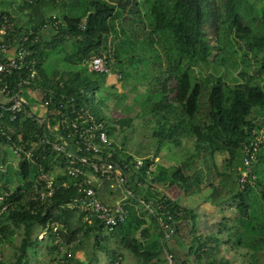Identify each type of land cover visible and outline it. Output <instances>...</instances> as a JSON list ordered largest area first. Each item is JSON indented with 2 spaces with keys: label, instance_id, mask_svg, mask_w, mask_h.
<instances>
[{
  "label": "trees",
  "instance_id": "obj_1",
  "mask_svg": "<svg viewBox=\"0 0 264 264\" xmlns=\"http://www.w3.org/2000/svg\"><path fill=\"white\" fill-rule=\"evenodd\" d=\"M251 9L248 0H24L19 13L26 18L13 10L26 29L37 30L47 17L59 20L57 28L49 30V38L43 35L31 45L43 86L54 88L58 94L73 95L79 103L88 105L82 79L96 75L93 91L103 90L115 104L125 96L113 85L105 86L112 71L123 85L140 82L145 91L135 94L134 101L140 106L132 117L105 112L97 117L110 141L106 152H112V157L102 160L123 170L124 164L132 161L127 178L131 195L126 198V219L112 230L94 217L83 220L82 213L66 206L75 193L76 179L65 173H58L56 179L67 182V188L58 187L45 201L31 200L29 184L34 176L64 164L54 152L39 153L37 161L17 162L14 177L9 175L12 165L0 175L3 183L12 187L8 207L0 213V245L5 239L13 246L14 234H20L10 259L0 260V264H29L28 249L38 241L35 228L46 230V238L60 252L57 264H97L93 252L86 262L74 256L91 237L95 247L105 251L106 264L122 256L120 248L135 257L138 264H165L164 248L180 264H262L257 254L264 247V145L251 165L255 178L249 174L243 183L239 181L244 169L242 143L251 138L253 129L264 128V10L261 5L260 15ZM0 13L10 14L6 10ZM83 19L82 29L79 24ZM254 21H261L263 29L254 31ZM230 35L234 42L243 40L244 55H260L258 78L234 82H226L221 76L212 80L194 78L197 66L217 59L225 66L226 47L234 44L227 39ZM109 39L116 42L112 51ZM95 55L107 56L108 73L88 69ZM48 57L62 62V67L57 66L51 75L42 70ZM74 65L79 67L72 68ZM131 90L136 92L135 88ZM252 113L261 118L255 119ZM144 116L151 123L152 151L136 147L129 151L130 133L136 119L141 121ZM32 129L33 125L27 124L22 139L40 143L39 132L30 133ZM188 144L192 151L179 150ZM217 156L222 157L220 162ZM136 157L143 160L137 169L133 165ZM4 161L0 157V162ZM150 165L153 170L148 173ZM99 180L96 190L101 202L113 204L122 197V189L114 179L103 176ZM111 182L120 189V195L108 201L112 191L109 197L102 189ZM173 186L184 198L205 188L210 202L221 211L225 205L233 208V216H222L216 230L202 232L194 209L169 195ZM140 201L151 203L152 211ZM158 202L162 208H157ZM159 217L174 227L168 238V229L160 225ZM110 242L117 247L107 246ZM222 245L237 253L226 258L217 255ZM60 246L66 250L61 251Z\"/></svg>",
  "mask_w": 264,
  "mask_h": 264
},
{
  "label": "built area",
  "instance_id": "obj_2",
  "mask_svg": "<svg viewBox=\"0 0 264 264\" xmlns=\"http://www.w3.org/2000/svg\"><path fill=\"white\" fill-rule=\"evenodd\" d=\"M264 10V0L262 2ZM85 19L79 27L84 28ZM59 20L54 16L47 17L37 29L21 26L13 14L0 13V152L8 149L13 160L0 162V175L9 165L17 167L19 161H37L39 153L54 152L64 160L63 166L55 165L52 169L40 171L30 182L29 197L31 200L45 201L54 196L58 187H68L65 181H57L58 173L76 179L75 193L66 206L82 213V219L90 221L96 218L107 228L113 227L126 219L128 209L126 198L131 195L127 186L128 172L132 161L122 167L102 158L112 157V152L106 149L110 145L101 120L92 113L88 105L79 103L73 95L58 94L54 88L45 87L40 83L32 43L43 38L49 29H56ZM88 69L94 72L108 73L109 68L103 56H93L88 63ZM33 125L32 132H39L38 141L22 139L27 124ZM264 145V128L253 129L251 138L242 143L244 152L243 168L239 177L244 182L250 174L254 179L251 165L256 159L259 148ZM13 162V163H12ZM134 167L143 165L140 157L135 158ZM153 170L150 165L148 173ZM114 179L122 189L123 195L113 204L100 201L96 187L100 177ZM152 179L151 174L148 180ZM101 182V181H100ZM140 184V182L138 183ZM144 185H146L144 183ZM12 187L3 183L0 177V213L7 209V198ZM149 211L151 203L140 201ZM157 208H162L161 202ZM168 219L172 220L171 216ZM160 225L168 229V238L174 227L158 218ZM165 223V224H164ZM54 226L53 230H56ZM46 234V230L42 231ZM165 264H180L174 255L164 248ZM112 264H123L122 256L118 255Z\"/></svg>",
  "mask_w": 264,
  "mask_h": 264
},
{
  "label": "rangeland",
  "instance_id": "obj_3",
  "mask_svg": "<svg viewBox=\"0 0 264 264\" xmlns=\"http://www.w3.org/2000/svg\"><path fill=\"white\" fill-rule=\"evenodd\" d=\"M24 0H0V10H6L10 14L14 13L13 10H17V14L21 15L22 17H25L24 14L19 13V5L23 3ZM252 4V9L254 12L258 13L261 15V5H262V0H248ZM24 12H27L28 9H23ZM26 18V17H25ZM24 23L26 22L25 19L23 18ZM261 21H254L251 26L254 28V31H259L263 29V26L261 24ZM21 26L25 27L23 23ZM48 33L44 34L45 38H49L52 33L51 31H47ZM232 35L227 36V39L231 40L234 44H231V46L226 47V62L225 66L227 65L228 68H226L223 65H219V60L217 61H211L208 65H200L197 66L193 69L194 73V78L197 79H202L205 77H212L214 79L215 76H221L226 82H234L235 80L242 81L244 79H248L249 77H256L258 78L257 74V68L259 65V57L258 56H253L250 52L248 55H244V49H245V44L243 40L237 39V41L234 42L232 40ZM212 43H215L214 39L212 38ZM238 45H240V47ZM110 51H112L113 47L116 46V42L112 39H109L108 41ZM122 46H124L122 44ZM50 50V48L48 49ZM107 57V56H105ZM104 57V59H105ZM213 59V56L210 57ZM62 62L57 61L56 58L53 57H48V60H45L42 65V70L48 74L51 75L54 70H57V66L62 67L61 65ZM65 65V64H63ZM79 67L78 65L72 66V68H77ZM246 73L245 76H241V72ZM89 74L88 78L84 77L82 79V82L84 83V89H85V98L88 102V106L91 108V110L94 112L96 117H99L102 112L105 113H113V115H118V116H130L132 117L136 109L139 108L140 103L134 101L135 94L143 93L145 91V86L140 84V82H137L135 84H131V82H126L124 85L122 82L117 78L119 75L117 73H111L107 75L106 80H105V86H111L113 85L114 88L118 93L124 94L125 97L121 98L120 101L118 100L115 102V104H118L116 106L111 100L107 97H105V92L103 90H94L93 91V83L92 79L96 77L90 76ZM226 76V78H225ZM260 80H262L263 76L261 75ZM134 85V86H133ZM132 88H135L134 92L131 90ZM104 94V95H103ZM136 103V104H135ZM135 104L134 106H132ZM126 107H130L129 111H125ZM252 117L255 119L259 120L261 116H259L256 113H252ZM137 124H135V127L133 128V131L130 133V137L127 141V149L129 151H133L134 148L136 147L139 151L142 149L147 152L152 151V142L153 138L150 136L151 132V123H149L148 119L144 116L141 121L139 119H136ZM188 147L186 149L180 148L179 150H189L192 151L193 148L191 144L187 145ZM0 157L5 158V160H13L12 154L8 149H4L3 151L0 152ZM222 160L221 156H217V161L220 162ZM163 164H167V161L164 159L162 160ZM15 163L16 161L13 160ZM12 162V163H13ZM170 164H174L173 162H170ZM15 166L12 165L11 168H9V175L14 177V171H15ZM108 191H112V194L114 195L115 198H117L120 195V189L117 188L115 183L111 182L109 185H106ZM169 195L172 198H178V202H180L183 205H186L188 207H191L194 209V211L197 213V223L198 227L201 229L202 232L208 231V229L213 228L217 229L218 222L221 220L222 216H233V213L235 210L233 208H229L228 206H224L223 210L221 211L219 208L214 206L210 200L207 198V190L205 188H202V190L194 195H191L188 198H184L182 196V192L179 188L176 186H173L171 190L168 192ZM110 197V195H109ZM112 200L111 198L108 199ZM36 232L38 231V228H35ZM34 229V231H35ZM45 237V234H42V232L38 235L39 240H43ZM13 246L19 242L20 240V234L17 231L14 234V239H13ZM3 243V244H2ZM0 245V260H8L11 257V254L13 252V246L4 239V242H2ZM112 244V242H110ZM94 239L93 237L87 239L84 241L83 248L86 249L85 254L88 255L87 258H90L92 255V252L95 253L96 257L98 256V263L97 264H104L107 262L106 255L101 251V249L98 248V246L95 247L94 245ZM110 244V245H111ZM105 245V244H104ZM108 245V244H107ZM187 242L185 244V251L187 250L186 248ZM112 246V245H111ZM64 247V246H63ZM110 247V246H109ZM112 247H117V246H112ZM32 248L28 249V252H31ZM122 253L124 254V264H133L132 261H129L128 255L126 254V251L120 248ZM43 253H45L44 250H42ZM237 251L232 250L229 251L228 248H226L224 245H222V248L220 249V252H217V255L223 256V257H232L234 254H236ZM84 254V255H85ZM258 257L257 259L260 260L262 264H264V247H261V251L257 254ZM83 256V254H82ZM123 257V255H122ZM34 258V257H33ZM31 258V261L29 264H37L35 260ZM48 261L46 257L44 259L39 260L38 264H47ZM94 263V262H92ZM51 264V263H49ZM53 264H57L53 263Z\"/></svg>",
  "mask_w": 264,
  "mask_h": 264
},
{
  "label": "crops",
  "instance_id": "obj_4",
  "mask_svg": "<svg viewBox=\"0 0 264 264\" xmlns=\"http://www.w3.org/2000/svg\"><path fill=\"white\" fill-rule=\"evenodd\" d=\"M49 30H50V29H49ZM49 30H47V31H49ZM47 31H46L44 34H46ZM102 190H103V193H105L107 196H109V193H110V192L108 191L107 188L102 189ZM111 199H112V201L115 199V197H114L113 194L111 195ZM41 232H42V230L38 228V231H37V232H36V229H35L34 234H35L36 236H38ZM110 244H111V243H110ZM110 244L107 245V246H110V248H112V246H116V244H114V243L111 244L112 246H111ZM115 248H116V247H115ZM59 249H60L61 251L66 250L65 247H63V246H60ZM31 250H32L31 252H28L29 259H30V261H31V258L34 257L33 259L35 260V262H36L37 264H38L39 260L44 259V257H46V259H47V261H48L47 264H49V263H51V264L56 263V262H57V257L60 256V254H59L60 252H58L57 250H55V249L53 248V245H52L51 242L48 240V238H46V236H45L44 239L41 240V241H40L39 238H38V241L34 244V246L32 247ZM42 250H44L45 253H43ZM51 251H53V252H51ZM85 251H86V249L80 246V247L77 248V250L75 251L74 256H75L76 258H78L80 261L86 262L87 259H88V258H87L88 255L85 254ZM101 251L105 254V251H103V249H101ZM119 251H120V250H119ZM70 252H71V251H70ZM86 252H87V251H86ZM120 252H121V254L123 255V264H124V261H125V260H124V254L122 253V251H120ZM82 254H83V256H82ZM84 254H85V255H84ZM126 254L128 255L129 261H132L133 264H138V261H137V259H136L135 257H133L132 255L128 254L127 252H126ZM105 255H106V254H105ZM96 258L98 259V256H97ZM97 263H98V261H97ZM106 263H107V262H106ZM106 263H104V264H106Z\"/></svg>",
  "mask_w": 264,
  "mask_h": 264
}]
</instances>
